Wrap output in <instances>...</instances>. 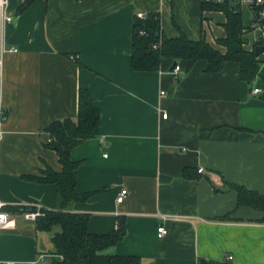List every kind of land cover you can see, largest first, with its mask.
Listing matches in <instances>:
<instances>
[{
	"label": "crops",
	"instance_id": "obj_1",
	"mask_svg": "<svg viewBox=\"0 0 264 264\" xmlns=\"http://www.w3.org/2000/svg\"><path fill=\"white\" fill-rule=\"evenodd\" d=\"M7 1L13 20L0 29V202L9 223L0 230V260L54 264L51 238L40 242L44 232L23 214L36 206L59 210L56 188L22 176L60 171L44 129L76 119L83 88L100 111V131L70 153L78 162L75 191L91 196L67 212L87 215L88 232L98 235L123 218L126 235L109 252L140 264H264V214L236 209L228 186L264 195V51L251 86L231 62L206 73L205 61L188 72L182 61L176 79L171 59L157 71L135 72L131 36L138 13L158 12L169 38L179 34L175 23L188 39L204 35L212 45L225 37L224 15L201 12L203 0H36L17 16L19 0ZM258 33L247 48L264 39ZM122 189L127 195L119 203ZM22 208L27 211H17Z\"/></svg>",
	"mask_w": 264,
	"mask_h": 264
},
{
	"label": "trees",
	"instance_id": "obj_2",
	"mask_svg": "<svg viewBox=\"0 0 264 264\" xmlns=\"http://www.w3.org/2000/svg\"><path fill=\"white\" fill-rule=\"evenodd\" d=\"M36 0H19L16 15L24 13ZM264 6V5H263ZM201 12H220L225 17L223 27L225 37L215 40V45L209 43L204 35L199 40H190L174 23L179 34L177 37H167L161 28L158 12H150L139 18L135 15L131 36V68L135 72H153L160 68L163 59L178 62L184 61L185 72L199 61H205L206 73H220L226 63L239 65L240 80L251 86L259 75L261 61L254 54V47L263 44L262 40L255 42L252 48H247L245 34L250 31L243 22L240 6L232 8L224 2L211 0L201 3ZM44 131L49 136L46 147L54 149L61 166L59 172L50 167L39 175H25L22 179L38 184H53L60 201L59 210H42V215L34 221L39 232H51L55 227L60 231L51 238L53 245L54 264H140L135 256H121L110 253L109 250L126 235V223L119 218L117 228L107 234H91L88 232V216L70 213L66 208L73 202H85L91 193L78 194L76 169L78 162L70 158L74 147L85 140L94 139L100 131V111L93 104L87 91L79 89L77 117L75 120L65 118L47 125ZM189 170L184 171V177H190ZM236 192V209L243 207L264 214V195L247 189L243 185L228 184ZM35 208H31V211ZM20 213L27 210H18ZM223 217V219H227ZM107 251V253H104ZM59 257L62 260H59ZM199 264H218L200 260Z\"/></svg>",
	"mask_w": 264,
	"mask_h": 264
},
{
	"label": "built area",
	"instance_id": "obj_3",
	"mask_svg": "<svg viewBox=\"0 0 264 264\" xmlns=\"http://www.w3.org/2000/svg\"><path fill=\"white\" fill-rule=\"evenodd\" d=\"M23 1V0H21ZM205 2H209L211 0H204ZM217 2H223L224 0H216ZM232 2L237 3V5L244 6L248 8L251 15V22L249 25L250 30L258 31L262 34L264 37V0H229ZM7 6L8 1L7 0H0V29L5 23H11L13 20L12 16H10L7 13ZM137 17L144 18V14L138 13ZM9 52H15V49H9ZM5 52V50L0 46V103H1V92H2V81H1V70H2V55ZM181 72V69L177 65L172 71L171 74L174 76V78H178L179 73ZM253 93H258L259 89L254 88ZM163 118L167 117V114L162 115ZM4 119L3 112L0 105V122ZM202 170H198V172H201ZM127 195V190L122 189L118 196H117V202H122L124 198ZM4 204L0 202V230L5 228L9 223V215L3 211ZM35 210L25 212L23 214L24 218L29 221H35L36 218L42 215V208L40 206L34 207ZM157 233L159 237H162L166 234V230L163 226L157 227ZM59 260L61 261L62 258L59 257ZM228 260H231V257H228ZM0 264H16L13 261H2L0 260Z\"/></svg>",
	"mask_w": 264,
	"mask_h": 264
},
{
	"label": "rangeland",
	"instance_id": "obj_4",
	"mask_svg": "<svg viewBox=\"0 0 264 264\" xmlns=\"http://www.w3.org/2000/svg\"><path fill=\"white\" fill-rule=\"evenodd\" d=\"M240 10L242 13L243 22L246 26H248L249 25V15H248L249 10H248V8H246L244 6H241ZM244 37H245V41H250V43H251L254 39L259 38V33L257 31L247 32ZM262 41L264 42V39ZM59 231H60V227L57 226L51 232L41 233V235H40L41 237L39 239L40 242L47 241V239L45 240V238H52L53 235ZM49 247H50L49 249L52 251L53 245L50 244ZM104 253H107V251H105Z\"/></svg>",
	"mask_w": 264,
	"mask_h": 264
},
{
	"label": "water",
	"instance_id": "obj_5",
	"mask_svg": "<svg viewBox=\"0 0 264 264\" xmlns=\"http://www.w3.org/2000/svg\"><path fill=\"white\" fill-rule=\"evenodd\" d=\"M223 2L225 4H228L232 8L237 6V3L229 1V0H224ZM263 51H264V43L254 47V54L256 56H259ZM177 65H178V62L177 61H173L172 65L170 67V71H172ZM215 188L217 190H220V191H227L228 190V188L224 187V186H215Z\"/></svg>",
	"mask_w": 264,
	"mask_h": 264
}]
</instances>
